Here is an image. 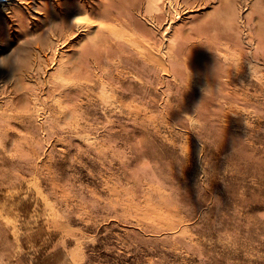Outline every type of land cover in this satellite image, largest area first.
<instances>
[{
	"label": "rangeland",
	"instance_id": "1",
	"mask_svg": "<svg viewBox=\"0 0 264 264\" xmlns=\"http://www.w3.org/2000/svg\"><path fill=\"white\" fill-rule=\"evenodd\" d=\"M0 264H264V0H0Z\"/></svg>",
	"mask_w": 264,
	"mask_h": 264
},
{
	"label": "bare ground",
	"instance_id": "2",
	"mask_svg": "<svg viewBox=\"0 0 264 264\" xmlns=\"http://www.w3.org/2000/svg\"><path fill=\"white\" fill-rule=\"evenodd\" d=\"M74 13V12H73ZM56 27V26H55ZM53 31H54V29H53Z\"/></svg>",
	"mask_w": 264,
	"mask_h": 264
}]
</instances>
